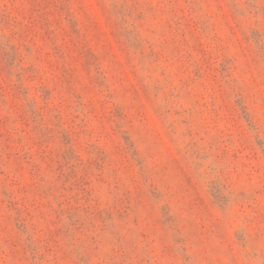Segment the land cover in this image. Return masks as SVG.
Listing matches in <instances>:
<instances>
[{"label": "rangeland", "instance_id": "1", "mask_svg": "<svg viewBox=\"0 0 264 264\" xmlns=\"http://www.w3.org/2000/svg\"><path fill=\"white\" fill-rule=\"evenodd\" d=\"M0 264H264V0H0Z\"/></svg>", "mask_w": 264, "mask_h": 264}]
</instances>
